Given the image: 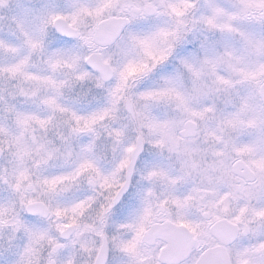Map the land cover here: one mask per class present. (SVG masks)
<instances>
[{
  "label": "snow or ice",
  "instance_id": "obj_1",
  "mask_svg": "<svg viewBox=\"0 0 264 264\" xmlns=\"http://www.w3.org/2000/svg\"><path fill=\"white\" fill-rule=\"evenodd\" d=\"M0 264H264V0H0Z\"/></svg>",
  "mask_w": 264,
  "mask_h": 264
}]
</instances>
